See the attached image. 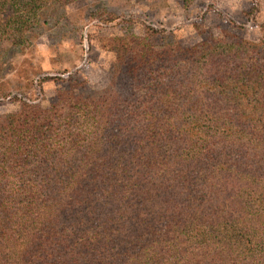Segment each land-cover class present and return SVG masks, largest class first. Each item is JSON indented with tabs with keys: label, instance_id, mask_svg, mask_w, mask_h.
Returning <instances> with one entry per match:
<instances>
[{
	"label": "trees",
	"instance_id": "trees-1",
	"mask_svg": "<svg viewBox=\"0 0 264 264\" xmlns=\"http://www.w3.org/2000/svg\"><path fill=\"white\" fill-rule=\"evenodd\" d=\"M77 1L0 0V39ZM261 30L116 37L103 92L1 115L0 264H264Z\"/></svg>",
	"mask_w": 264,
	"mask_h": 264
},
{
	"label": "rangeland",
	"instance_id": "rangeland-1",
	"mask_svg": "<svg viewBox=\"0 0 264 264\" xmlns=\"http://www.w3.org/2000/svg\"><path fill=\"white\" fill-rule=\"evenodd\" d=\"M255 4V15L247 13ZM263 23L264 0H78L39 29L32 44L0 39V116L27 103L48 105L70 81L77 92H103L116 37L155 28L191 44L226 30L257 41Z\"/></svg>",
	"mask_w": 264,
	"mask_h": 264
}]
</instances>
